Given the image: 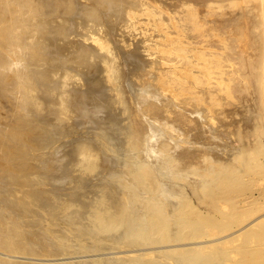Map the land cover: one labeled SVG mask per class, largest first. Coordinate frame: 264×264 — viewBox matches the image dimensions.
<instances>
[{
  "label": "bare ground",
  "instance_id": "1",
  "mask_svg": "<svg viewBox=\"0 0 264 264\" xmlns=\"http://www.w3.org/2000/svg\"><path fill=\"white\" fill-rule=\"evenodd\" d=\"M252 2L259 4L257 7L259 18L256 21L245 19V8ZM263 5L264 0H178V3L174 4L167 3V0H0V176L3 174L6 179L5 174L19 173V163L23 160L20 156L24 155L25 151L26 155L29 152L45 155L43 152H50L48 149L51 146L54 150L46 153L44 157L41 156L40 161L39 159L26 161V168L36 172L40 170L43 173L58 174V176L64 174L59 178L65 183L67 179L69 181L74 179L73 173L68 175L72 176V179L67 177V173L72 171L78 173L79 170L85 171V169H90L88 170L90 173L95 172V170L91 171V168L98 169L95 172L96 176L99 172L102 174L100 176L108 173L116 175L115 179L104 184L107 186V190L103 191L104 198H100L102 195L94 196V192L91 193L93 197L89 198L90 192L94 191L90 186L89 193L82 190L88 189L85 186L92 183L95 176H91V182L79 180L76 182L77 187L73 188L75 191L69 189L71 192L66 194H62L60 191L63 189L60 190V187L56 189V186L51 196L56 202L53 203L55 204L53 209L39 210V218L44 225L46 222V225L49 223L51 229L48 232L47 228H44L48 234L41 229L37 234L43 245L38 248L39 243L37 249L31 250L33 252L36 250L38 256L34 255V258H31L27 253L25 255L30 258L23 257L22 253H26L23 244L21 247L24 252L21 251L22 253L19 254L22 257H17V253L16 259H27L28 264L34 262H38L37 264H209L212 255L224 256L228 249H218V246L232 238H241L243 245L239 246L241 249L247 248L242 250L246 254H251L250 238L262 236H257L259 233L257 230L264 231V212L225 235H218L216 231L212 233L209 229L216 221L207 220L212 221L211 224L199 221L201 218L193 221L186 219L184 214L203 215L204 213L191 207L189 201L180 194L181 190L170 181L162 182L161 179L160 182V178L157 180L156 170H158L157 166L165 167L168 158H165L168 153L161 151L158 141H166L165 139L173 133V137L180 135V140L175 144L171 141V149L169 145L165 146H168L166 148H169L174 155L170 158L175 157L178 161L176 167L187 165L186 169L201 156H197L199 150H195L196 147L191 148L192 143L189 144L186 140L189 138L188 135L193 139V145L196 139H202L204 135L206 136L204 138H213V140L214 138L219 140L221 136L223 138V132L210 128L208 124L215 120L216 112L219 111L216 110L217 106H228L237 101L235 93L240 87L235 80L240 78L246 81L245 78L249 77L246 72H240L248 65L245 57L238 56L240 58L238 60L233 57L237 53V49L236 52L233 50L235 45L233 41L239 38L236 36L238 33H235L240 28L242 35L245 36L247 35L245 32L253 29L254 40L259 38V45L263 49L261 61L263 64ZM229 8L237 9L234 18L233 15L231 18H222L223 21L215 20V17L225 15L227 11L229 13V10H232ZM168 11L173 14L172 18L175 20L169 18ZM168 28L176 30L175 36L171 33L174 37L167 32ZM243 41L246 42L247 38ZM240 45L241 43L240 51L247 52L246 49H241ZM172 55L178 60L182 59L183 62L181 65L171 63L168 70L165 67L170 62L168 57H173ZM175 57L173 58L176 59ZM233 61L239 64L240 68L236 70ZM259 73L257 74L260 75ZM206 98L215 106L210 102L206 103L208 101ZM240 102L236 104L239 105ZM236 104L230 107L235 108ZM184 106H189L190 109L188 107L185 109ZM250 108L249 116L246 112L247 117L241 118L246 124H250L247 122L254 115L253 112H256ZM230 111L231 113L227 111L224 114H232V110ZM233 111L235 113L238 109ZM237 113L239 115V111ZM219 121L221 123V120ZM226 125L222 123L220 127L224 128ZM194 128L196 130L192 135L187 133ZM258 132L256 130V133ZM216 142L214 140L213 143ZM228 144L230 142L225 141L224 148L232 151L230 153L232 157L235 147L229 149ZM21 145L26 147L22 150L23 153ZM216 145L219 147V142ZM216 148L210 146L209 151L211 153L217 151ZM141 156L144 158H140ZM151 157L156 160L155 163L148 160L149 167H152L155 179L160 183L157 182L155 188L151 187L149 191H144L146 177L141 178L143 182H138L135 174L147 167V162L142 159L147 160ZM11 158L19 160L13 161ZM131 159L134 160L130 161ZM244 165L246 164H242ZM167 166L169 167V164ZM237 166L240 168V165ZM159 173L161 174V171ZM150 177L153 180L152 174ZM105 178L98 181L106 182ZM110 178L106 179L110 180ZM205 180L202 182L209 187L208 194L209 192L216 194L215 186V189L211 186L214 184L209 185V181ZM2 182L0 187L3 188L4 181ZM96 185H99L98 190L102 187L97 183L93 189L97 188ZM0 190L5 193L8 189L4 191L0 188ZM61 195L64 199L66 196L65 201L59 199ZM132 198L143 200L144 205L140 204L138 208H132ZM147 198L152 200L146 201ZM233 199L228 200L227 196L216 200L230 205V208L232 206L231 210H237L239 200L233 201ZM241 199L244 202L245 197ZM4 200L9 201L0 191V221L2 217L6 220V215L2 213H6V209L9 212L8 208L3 210V207H6L3 204ZM38 200L36 202H39ZM72 206H78V209L70 210V208L74 209ZM141 210L145 217L141 215ZM150 210H152L151 214L148 212ZM197 214L196 216H199ZM27 218L26 216L25 220ZM205 223L207 226H204ZM25 224L28 223L25 221ZM208 224L211 225L208 227ZM11 225L12 229H15L14 225ZM113 226L115 228L111 231ZM205 227H208V230ZM256 232L258 233L255 235ZM19 234L21 236V231ZM195 234L201 235L196 237ZM257 240L258 238L255 241ZM31 245L35 244L31 243L28 246ZM115 245H119L118 250L117 248L112 250ZM10 251L11 254L14 253L13 250ZM10 251L7 249V252ZM2 253L3 250L0 254L5 253ZM11 254L10 256H13ZM6 257H9V254ZM16 261L11 262L20 264L14 263ZM0 264H3L1 260Z\"/></svg>",
  "mask_w": 264,
  "mask_h": 264
},
{
  "label": "rangeland",
  "instance_id": "2",
  "mask_svg": "<svg viewBox=\"0 0 264 264\" xmlns=\"http://www.w3.org/2000/svg\"><path fill=\"white\" fill-rule=\"evenodd\" d=\"M167 3H169V4H174V3H178V0H173V1H171V0H167ZM259 4H255V2H252L251 4H249V6H247V8L248 7H252L253 9H254V11H253V9L252 8H248V10H246L247 8H245V11H246V16H245V19H254L253 21H256V19H258L259 17H258V13H257V7H259L258 6ZM263 7H264V5H263ZM229 9H232V10H229V13H228V11L227 12H225V15L224 14H222L220 17H215V20H217V21H223V19L222 18H231L233 15V17L232 18H234L235 17V13L237 12V9L236 8H229ZM252 9V10H251ZM256 9V10H255ZM226 10H228V9H226ZM226 10H224V11H226ZM234 10V11H233ZM232 11V12H231ZM236 11V12H235ZM168 15H169V18H172L173 17V14L171 13V12H169L168 11ZM222 13H224V12H222ZM203 14H205V10H203ZM227 14H228V16H227ZM231 16H230V15ZM171 15V16H170ZM248 15V16H247ZM220 18V19H219ZM173 20H175V18H172ZM248 19V20H249ZM234 28H236V27H234ZM240 29V28H239ZM238 29V30H239ZM221 30V29H220ZM237 30V32L235 33V34H237L236 36H237V38H238V40L236 39V41H233V43L235 44L234 45V47H233V50H234V52H236L237 51V55L235 54L233 57L234 58H236L237 60L238 59H240L238 56H241V58H243V57H245L244 59H246V63L248 64L247 66H246V68L243 70L242 69V71H240L241 73L242 72H246V74L249 76H247V75H245L246 77H248L247 79L245 78V80L246 81H248V82H246V81H242L240 78H238V80L236 79L235 80V82L237 81V86L238 87H240V88H237L236 90V93H235V95H236V97L235 98H237L236 100L237 101H235L232 105H233V107H234V104H236L237 102H240L241 101V97H243V95H245L244 97H243V99H242V101L239 103V105L238 104H236L235 106L237 107H235V108H233V107H230V106H232V105H228V106H226V105H222V106H220V107H222V108H220L219 106H217L216 107V110L218 111H220V112H222V113H220L219 111L218 112H216V114H217V116H216V114H215V116L217 117V118H219V119H216V117H215V120L213 121V123H214V125H213V123L212 122H209V126H211L210 128H214V129H217L218 130V132L220 131V133H224L223 134V138H222V136H221V138L220 139H222L221 141H219L218 139L216 140L215 138H214V140H215V142H216V144H218V142H219V147H218V145H216L215 143H213L214 142V140H213V138H211L212 139V141H211V139H209V138H204V137H206L205 135H204V137L201 139H199V140H197L196 139V141H195V143H194V145H193V139L191 138V136L190 135H188L189 136V138H187L186 140L188 141V143L190 144V142L192 143V145H191V148H195V150H199V151H197V156H199V155H201V156H199V157H197V161H195V163H194V165L195 166H193V163H190V165L193 167H191V166H189L187 169H186V167H187V165L185 166V167H181V166H179L178 168L176 167L177 166V163H178V161L177 160H175V157L174 158H170V157H173L174 155H172V153H171V151H170V149H171V147H170V145L172 146V144H171V141H172V143L173 144H175L178 140H180V135H174V137H173V134H171L170 135V137H167L165 140L167 141V139H168V142H166V141H161L160 140V142L158 141V145L160 146V149H162L161 151H163V152H165V154H167L168 153V155L165 157V158H170V159H166V161H167V163H166V166L165 167H168L167 166V164H169V167L167 168V169H165V167L163 166V164H162V166L163 167H161V166H157V168H158V170H156V173L157 174H159V176L160 175H162V176H157V174H156V177H158L157 178V180H159V178H160V182H161V179H163L162 180V182L165 180V181H170V183H172L173 185H175V187L177 188H179L180 190H181V195H183L184 197H185V199H187L188 201H189V204H190V206L191 207H193V208H195L196 210H198L199 212H203L204 214L203 215H199V214H197V213H195V215L192 213V215H190V213H187V214H184L185 215V218L186 219H188V220H198L197 218H201V219H199V221L200 220H202L203 222H206V223H211L212 221H207V220H213V221H216V222H214V224L210 227V229H209V231H212V233H215V231H216V234H218V235H225V233H229L230 231H232V230H235V229H237V228H239L240 226H242L245 222L247 223L248 221H250L253 217H255V216H258V215H260V214H262L263 212H264V116H262V115H264V86H263V84H264V62H263V64H262V56H263V53H262V51H263V49H262V46L261 45H259L260 43V41H258L259 40V38H256L255 40H254V37H253V35H255L254 33L255 32H253V29H252V31L251 30H249V32L247 31V32H245V33H247V35L245 34V36H243L242 35V31L241 30H239L238 31ZM173 29L171 30L170 28H168L167 29V32L170 34V36H172V37H174L175 35V33L174 32H176V30H174L173 32ZM241 34H240V33ZM253 32V33H252ZM174 35H172V34ZM240 34V35H239ZM249 34H250V36H249ZM242 35V36H241ZM241 36V37H240ZM249 36V37H248ZM243 38H245V39H243ZM246 38H247V41L245 42V41H243L242 42V40H246ZM250 38H252V39H250ZM233 39H234V37H233ZM240 39V40H239ZM242 39V40H241ZM246 44H245V43ZM250 42V43H249ZM185 43H187V40L185 41ZM241 43V45H240V47H241V49H243V50H245L246 49V51L247 52H243L242 50L240 51V49H239V44ZM254 43V44H253ZM203 44V43H202ZM205 44V43H204ZM238 44V45H237ZM243 45V46H242ZM245 45V46H244ZM246 45H247V47H246ZM251 45V46H250ZM259 45V46H258ZM250 46V47H249ZM245 47V48H244ZM261 47V48H260ZM259 48V49H258ZM237 49V50H236ZM239 49V50H238ZM236 50V51H235ZM250 50V51H249ZM255 50V51H254ZM261 50V51H260ZM253 51V52H252ZM259 51H260V53H259ZM247 53H249V55L247 54ZM252 53V54H251ZM262 53V54H261ZM239 54V55H238ZM251 54V55H250ZM255 55V56H254ZM261 55V56H260ZM173 56V55H172ZM237 56V57H236ZM243 56V57H242ZM170 57V58H169ZM168 57V60H170V62H168L169 64H166V65H168L167 67H165L166 69H168L169 70V68L168 67H171L170 65H171V63H176V65L177 64H179V65H181V62H183V60L181 59H177L175 56H173V57H175L176 59H174L173 57H171V56H169ZM249 57H251V59L249 58ZM253 57V58H252ZM235 59V61L237 62V60ZM250 59V60H249ZM174 62H173V61ZM247 60H248V62H247ZM235 61H233L232 62V64L233 65H235V68H236V70L238 69V67H239V64H237V63H235ZM258 61H260V62H258ZM180 62V63H179ZM250 62V63H249ZM258 62V63H257ZM235 63V64H234ZM165 65V66H166ZM253 65H255V66H257V67H253ZM260 65H261V68H260ZM163 67V66H162ZM249 67V68H248ZM260 69H259V68ZM263 67V68H262ZM164 68V67H163ZM240 68V67H239ZM252 68V69H251ZM251 71H250V70ZM241 70V69H240ZM245 70H248V72H249V74H251V75H253V76H251V75H249L248 74V72L247 71H245ZM261 70V71H260ZM251 72V73H250ZM260 72V73H259ZM243 73V74H244ZM257 73H259L260 75H258ZM255 76H257V77H255ZM260 78V79H259ZM258 79H259V81H258ZM242 81V82H241ZM251 81V82H250ZM245 82V83H244ZM239 83V84H238ZM257 83V84H256ZM258 83H259V85H258ZM241 84H243V85H241ZM250 84V85H249ZM246 85H248V86H246ZM255 85H257L256 87H258V88H256L255 87ZM259 86H260V88H259ZM242 88V89H241ZM251 88V89H250ZM254 88H256V89H258L257 91H256V89L254 90ZM238 89H240L239 91H238ZM244 89V90H243ZM241 90H242V92H241ZM260 90V91H259ZM256 91V93H255V95H254V92ZM239 92V93H238ZM244 92H246V93H244ZM252 92V93H251ZM258 92H260V93H262L261 95L258 93ZM256 94L258 95V96H256ZM240 97H239V96ZM242 95V96H241ZM259 95H260V98H259ZM238 96V97H237ZM252 96V97H251ZM251 97V98H250ZM255 97V98H254ZM240 99V101H239V99ZM248 98H249V100H248ZM257 98V99H256ZM207 99V98H206ZM254 99V100H253ZM208 100V99H207ZM206 100V101H207ZM248 100V101H247ZM252 100V101H251ZM245 101H247V103L249 104H247ZM259 101V102H258ZM210 102V100H208L206 103H209ZM243 102H245L244 104H243ZM253 104H252V103ZM212 102H210V104H211ZM214 103H212V105H213ZM262 104V105H261ZM217 105V104H216ZM245 105V106H244ZM248 105V106H247ZM262 106V108H261V106ZM213 106H215V105H213ZM239 106H242V107H244V108H242V109H240V107ZM188 107V109H190V107L189 106H184V108L186 109ZM224 107V108H223ZM239 107V108H238ZM251 107V108H250ZM253 107V108H252ZM226 108V109H225ZM246 108H248V109H246ZM249 108L252 110H256V112H253V116L252 117H250V119H249V121L247 122V123H250V124H246V122H244V120H242L241 118H244L246 115H247V113H248V115L247 116H249ZM255 108V109H254ZM258 108V109H257ZM238 109V111H239V115H238V111H235V113H234V111L233 110H237ZM246 109V110H245ZM230 110H232V114H228V113H226V114H224V112H230L231 113V111ZM242 112H241V111ZM186 112V110H183V112ZM245 111V112H244ZM260 111V112H259ZM190 112V111H189ZM247 112V113H246ZM180 113H181V111H180ZM259 113H261L260 115H259ZM233 114H236L235 116H237V117H235V116H233ZM240 114H242V115H240ZM226 115V116H225ZM228 115H229V117L230 118H232V119H230L229 117H228ZM257 115V116H256ZM225 116V117H224ZM246 116V117H247ZM221 118V119H220ZM229 118V119H228ZM235 118V119H234ZM261 118V119H260ZM222 119H223V121H222ZM242 121H241V120ZM263 119V120H262ZM219 120H221V123H220V121ZM225 120V121H224ZM230 121V122H227L226 123V121ZM252 120L254 121V122H252ZM261 120V121H260ZM219 121V122H218ZM242 122V123H241ZM244 122V123H243ZM259 122V123H258ZM224 124V125H226L224 128L222 127H220L221 126V124ZM230 123V124H229ZM256 123V124H255ZM258 123V124H257ZM241 124V125H240ZM260 124V125H259ZM263 124V125H262ZM190 125H191V123H190ZM229 125V126H228ZM244 125V126H243ZM249 125V126H248ZM251 125V126H250ZM219 126V127H218ZM256 126V127H255ZM194 127V126H193ZM193 127H191V128H193ZM204 127H207V126H204ZM249 127H251V128H249ZM253 127H254V129H253ZM261 127V128H260ZM227 128V129H226ZM248 128H249V130H248ZM260 128V129H259ZM220 129V130H219ZM232 129V130H231ZM235 129H237V130H235ZM241 129V130H240ZM258 129H259V132H258ZM194 130H196V128H194V129H192V130H189V131H187V133L188 134H191L192 135V133H193V131ZM223 130V131H222ZM239 130V131H238ZM243 130V131H242ZM250 130H252V131H250ZM256 130H257V132L258 133H256ZM242 131V132H241ZM246 131H247V133L248 134H246ZM226 132V133H225ZM250 132H252V133H250ZM255 132V133H254ZM260 132H261V134H260ZM242 133V134H241ZM206 134V133H205ZM257 134H258V137H257ZM261 136H260V135ZM263 134V135H262ZM254 135H256V136H254ZM172 136V137H171ZM248 136V137H247ZM260 136V137H259ZM213 137H214V135H213ZM256 137V138H255ZM248 138V139H247ZM207 139V140H206ZM176 140V141H175ZM205 140V141H204ZM210 140V142H211V144H210V142H207V141H209ZM226 142H230V144H228V147H229V149H232V148H234L235 147V151H233L234 152V154L232 153V157H230V153L232 152H230V151H228V148L227 149H225L224 148V144H225V141ZM249 140H251V141H249ZM170 141V142H169ZM203 142V143H202ZM221 142V143H220ZM162 143V144H161ZM198 143V144H197ZM263 143V144H262ZM163 144H164V148H166V147H168V146H165L166 144L167 145H169V147H170V149L169 148H166V149H164L163 148ZM262 144V145H261ZM56 145H58V144H56ZM55 145V146H56ZM202 145V146H201ZM230 145V146H229ZM205 146V147H204ZM210 146H212V147H217L216 149H217V151H214V152H212L211 153V151H209V147ZM25 146L23 145H21V151L22 150H25V148H24ZM58 147H59V145H58ZM162 147V148H161ZM24 148V149H23ZM53 148V149H52ZM224 148V149H223ZM52 149V150H51ZM168 149V150H167ZM253 149V150H252ZM41 150V149H40ZM54 150V147L53 146H51V148L50 149H48V151H53ZM205 150V151H204ZM170 151V152H169ZM223 151V152H222ZM50 152H47V151H45V152H43V153H45V155L44 154H41V153H39V154H36L37 152H29L27 155L25 154L26 153V151L23 153V151H22V153L24 154V155H22V156H20V158L21 157H23V158H21V159H23L19 164V168H20V172L19 173H17V174H5V176H6V179H5V177H4V175L2 174L1 176H0V178L2 179V181H4V184H3V188L2 187H0L1 189H3L4 191H5V189L7 190V191H5V193H9V194H5L4 192H2V190H0L1 191V193H2V196L4 195V197H6V199H9V201L7 202V200L5 201H3V204L4 205H6V207L4 206L3 208V210H5V208H8L9 209V212H7V209H6V213H2V215H6V220L4 219H2V218H4V217H2L1 218V221H0V236H1V240H0V251L2 252V250H3V255H1L0 256V260H1V263L3 262V264H12L13 262H11V261H16V260H18V259H16V256L17 257H22V255H19V254H21L22 252L21 251H23V248L25 249V252L26 253H22V254H24L23 255V257H25V258H28L29 256L31 257V258H34V255H35V257H37L38 256V254H36L37 252H36V250H34V252L31 250L32 248H36L37 249V245H38V248L39 247H41L43 244V242L41 243L40 242V239H39V236L37 235V234H39V232L42 230V232L44 231V233H46V234H48L47 232H45V229H46V231H48L49 232V230L51 229V227L50 226H48L49 225V223L46 225V223H45V225L43 224V221H41V218H39L40 216H39V210L41 209V208H48V210H52L53 209V207L55 206V204H53V203H56L54 200V198L53 197H51L52 196V191L55 189V187H56V189H58L59 187H60V190L61 189H63V190H61L60 192L62 193V194H66L67 192L69 193V192H71V191H73L76 187H77V185H76V182H78L79 180H84V181H88V182H91V176H95L96 178H97V176H99L100 178H93V180H92V183H88V186H85V187H87L88 189L86 190V188H84V189H82L83 191H87L88 193L91 191V190H94V191H91L90 192V194L91 193H93L94 192V196L96 195L97 197H100V195H102L100 198H104V192L103 191H105V190H107V186H105L106 185V183L108 184L110 181H111V179H115V174L114 175H110V173H108V174H105V176H107L106 178H110V176H112V177H114V178H110V180H107L106 178H105V176L103 175V176H100V175H102V174H100V172H99V174H97V176L95 175V172H97L98 171V169L97 168H91V171H93V170H95V172H94V174H93V172H91L90 173V171H88V170H90V169H85V171L84 170H79L78 171V173H77V171H72V172H70V173H67V177H69V179L73 176L74 177V179H72V180H70L72 183H69L70 181L67 179V182L65 183L64 181H61L60 180V178H59V176H58V174H50V173H46V172H44L43 173V171H31V169L29 170L28 168H26V166H27V164H26V161H30V160H33V159H35V160H37V159H39V161L42 159L41 158V156L42 157H44V156H46V153L48 154V153H50ZM210 152V153H209ZM253 152V153H252ZM256 152V153H255ZM34 153H35V155L37 156V158H36V156H34ZM171 153V154H170ZM198 153H200V154H198ZM214 153V154H213ZM238 153V154H237ZM255 153V154H254ZM21 154V153H20ZM32 154H33V156H32ZM138 154H140V153H138ZM142 155V154H141ZM227 155H229V156H227ZM26 156V157H25ZM27 156H29V157H27ZM140 156V155H139ZM236 156V157H235ZM243 156V157H242ZM242 157V158H241ZM27 160H26V159ZM29 158V159H28ZM140 158H144V156H141ZM140 158L138 157V160H140ZM228 158V159H227ZM11 159H13V158H11ZM177 159V158H176ZM204 159V160H203ZM241 159H244V161L243 160H241ZM16 160H19L18 158H16V159H13V161H16ZM132 160H134V159H131L130 161H132ZM148 160H150L149 162H152V161H154V162H152V163H155V160L156 159H154L153 157H151L150 159H145V160H143L142 159V161H146L147 162V167H146V169H147V171H146V169H141V170H143V171H139V173L137 174H135V177H136V179L138 180V182L140 181V182H143V180L141 179V178H145L146 180L144 181V191H149V189L152 187V188H155V186L157 185V182H159V181H156V179H155V176H154V172H152L153 170H152V167L150 166L149 167V164L150 163H148ZM229 160V161H228ZM238 160V161H237ZM258 160V161H257ZM11 161V160H10ZM13 161H11V162H13ZM169 161V162H168ZM176 161H177V163H176ZM206 161V162H205ZM244 162L246 165H244V166H242V164H244V163H240L239 164V162ZM236 164H235V163ZM24 163V164H23ZM171 163V164H170ZM165 165V164H164ZM189 165V164H188ZM237 165H240V168H238V166ZM259 165V166H258ZM23 167V168H22ZM220 167V168H219ZM244 167V168H243ZM164 168V169H163ZM175 168V169H174ZM180 168V169H179ZM191 168V169H190ZM243 168V169H242ZM150 169V170H149ZM182 169H184V170H182ZM240 169V170H239ZM186 170H189V171H186ZM192 170H193V172H192ZM144 171H145V173H146V175H145V173H144ZM161 171V174L159 173ZM164 171H166V172H164ZM169 171V172H168ZM191 171V172H190ZM75 172V173H74ZM137 172V171H136ZM143 172V173H142ZM41 173V174H40ZM72 173L74 174V175H72ZM85 173V174H84ZM153 175V180H152V178L150 177V175L151 174ZM39 174H40V176H39ZM42 174H44V175H42ZM72 175V176H68V175ZM10 175V176H9ZM17 175V176H16ZM47 176V178H46V176ZM56 175V176H55ZM64 174H62V176H63ZM75 175H76V177H75ZM110 175V176H109ZM147 175H148V177H147ZM9 176V177H8ZM27 176V177H26ZM43 176V177H42ZM52 178H51V177ZM55 176V177H54ZM62 176H60V177H62ZM80 176H82V177H80ZM145 176V177H144ZM209 176V177H208ZM4 177V178H3ZM26 177V178H25ZM39 178V179H37V178ZM58 177V178H57ZM170 177V178H169ZM25 178V179H24ZM44 178V179H43ZM54 178H56L55 180H54ZM82 178V179H81ZM103 178H105L104 180H106V182H101L102 180H103ZM149 178H150V180H149ZM237 178V179H236ZM15 179V180H14ZM86 179H88V180H86ZM98 179H100L101 181L99 182L98 181ZM205 179H207V180H205ZM27 180V181H26ZM74 180V181H73ZM209 181V185H211V184H214V185H211L213 188H214V186H215V188H216V194H213V193H211V192H209V194H208V192H207V188H209L208 186H207V184H205V183H203L202 181ZM0 182L1 184V186H2V183L3 182ZM15 181V182H14ZM39 181V182H38ZM54 181H56L55 182V184L53 183ZM59 181H61V182H59ZM66 181V180H65ZM108 181V182H107ZM167 181V182H168ZM46 182V183H45ZM59 182V183H58ZM97 184V183H100V185H102V189L101 188H99V190H98V186L96 185V187L97 188H95V189H93V187L95 186V184ZM159 182V183H160ZM201 182H202V184H201ZM43 183V184H42ZM74 183V184H73ZM103 183V184H102ZM151 183H153V184H151ZM154 183H155V185H154ZM28 184H31V185H28ZM39 184V185H38ZM49 184V185H48ZM60 184V185H59ZM86 184V183H85ZM105 184V185H104ZM171 184V185H172ZM177 184V185H176ZM200 184V185H199ZM204 184H205V186H204ZM8 185V186H7ZM35 185H36V188H35ZM46 185V186H45ZM59 185V186H58ZM199 185V186H198ZM203 185V186H202ZM6 186V187H5ZM10 186V187H9ZM12 186H13V188H12ZM32 186H33V188H32ZM40 186V187H39ZM69 186V187H68ZM76 186V187H75ZM92 188L91 190H90V187ZM17 187V188H16ZM48 187V188H47ZM62 187V188H61ZM201 187V188H200ZM20 188H22V189H20ZM24 188V189H23ZM49 188H51V189H49ZM74 188V189H73ZM151 188V189H152ZM214 188V189H215ZM12 189V190H11ZM30 189V190H29ZM66 189V190H65ZM71 189H73V190H70ZM101 189V190H100ZM104 189V190H103ZM142 189V188H141ZM212 189V188H211ZM34 190V191H33ZM68 190V191H67ZM81 190V189H80ZM88 190H90V191H88ZM99 191V193H98V191ZM11 191V192H10ZM66 191V192H65ZM75 191V190H74ZM95 191H97V192H95ZM17 193V194H16ZM40 193V194H39ZM48 193V194H47ZM97 193V194H96ZM101 193V194H100ZM103 193V194H102ZM237 193V194H236ZM13 194H14V196H13ZM21 194V195H20ZM28 194V195H27ZM33 194H34V197H33ZM144 194V193H143ZM205 194V195H204ZM220 194V195H219ZM235 194V196H232V195H234ZM8 195H9V197H8ZM20 195V196H19ZM30 195L32 196V197H30ZM42 195V196H41ZM199 195V196H198ZM206 195H207V197H206ZM13 196V197H12ZM39 196V197H38ZM46 196V197H45ZM227 196H228V200H229V198H232L233 199V197H235L234 199H233V201L235 200V201H237V200H239V204H237V207L239 208V209H237V210H231V208H232V206H231V208H230V205L228 206V204L226 205V203H224V202H219L218 200H216L217 198L218 199H222L223 197L225 198H227ZM230 196V197H229ZM241 198H244L245 197V199H247V198H249V199H247L246 201H245V199H244V202L243 201H241V200H243V199H241ZM242 196H244V197H242ZM29 199H28V198ZM35 197H37V199H35ZM64 196H62L61 195V198L59 197V199H62V201H63V198ZM91 197H93V195L91 194V196L89 197V198H91ZM182 197V196H181ZM211 197V198H210ZM238 197V198H237ZM247 197V198H246ZM15 198V199H14ZM28 200H27V199ZM33 198V199H32ZM41 198V199H40ZM52 198H53V200H52ZM237 198V199H236ZM253 198V199H252ZM5 199V198H4ZM18 199V200H17ZM21 199V200H20ZM39 199V200H38ZM65 199H66V196H65ZM65 199H64V201H65ZM12 200V201H11ZM14 200V201H13ZM39 201L40 202V204H39V202H36V201ZM48 200V201H47ZM50 200V201H49ZM148 200H152V199H148L147 198V200L146 201H148ZM16 201V202H15ZM25 201V202H24ZM33 201V202H32ZM143 200H139V199H137V198H132V208L133 207H137L138 208V206H140V204H143L144 205V203L142 202ZM216 201H218V202H216ZM233 201H231V202H233ZM251 201V202H250ZM12 202V203H11ZM19 202H21V203H19ZM52 202V203H51ZM102 202V201H101ZM101 202H100V205H101ZM216 202V203H215ZM241 202V203H240ZM36 203V204H35ZM42 203V204H41ZM93 204H94V202H92ZM220 203V204H219ZM31 204V205H30ZM34 204V205H33ZM53 204V205H52ZM218 204V205H217ZM9 205H12L11 207L9 206ZM34 207H33V206ZM95 205V204H94ZM103 205V204H102ZM225 205V206H224ZM32 207V209H30L31 207ZM47 206V207H46ZM90 206V205H89ZM146 206V205H145ZM216 206V207H215ZM25 207V208H24ZM40 207V208H39ZM72 207H74V209H72V208H70V210H75L76 208L78 209V206L77 207H75V206H72ZM100 208H102V206H99ZM236 207V208H237ZM242 207H243V209H242ZM246 207V208H245ZM254 207V208H253ZM28 208V209H27ZM50 208V209H49ZM52 208V209H51ZM90 208H92V207H90ZM118 208V207H117ZM145 209H146V207H144ZM223 208V209H222ZM241 208V209H240ZM258 210H257V209ZM20 209V210H19ZM25 209V210H24ZM34 209H36V210H34ZM140 209V208H139ZM11 210V211H10ZM14 210H16V211H14ZM242 210V211H241ZM244 210V211H243ZM21 213H20V212ZM37 211V212H36ZM12 214H11V213ZM29 212V213H28ZM143 212H145V210L143 209ZM149 212V214H151L152 213V210H150V211H148ZM248 212V213H247ZM14 213H15V215H14ZM206 213V214H205ZM35 214V215H34ZM143 214V215H142ZM196 214L197 215H199V216H201V217H199V216H196ZM13 215H14V217H13ZM18 215V216H17ZM22 215V217H20ZM30 215V216H29ZM141 215L143 216V217H145V214L144 213H142V210H141ZM16 216V217H15ZM26 216L28 217L27 218V220H25L26 219ZM141 216V217H142ZM11 217H13V218H11ZM30 217H31V220H30ZM36 218V219H35ZM40 219V220H38V219ZM206 219V220H204V219ZM15 219V220H14ZM19 219H21L20 221H19ZM34 219V220H33ZM26 221V223H28L26 226L24 225V223H25V221ZM242 220V221H241ZM246 220V221H245ZM4 221V222H3ZM29 221H30V223H29ZM36 221V222H35ZM39 221V222H38ZM41 221V222H40ZM201 221V222H202ZM8 222V223H7ZM19 222H22V223H19ZM38 222V224H36ZM7 223V224H6ZM32 223V224H31ZM42 223V225H39V224H41ZM206 223L204 224V226H207L206 225ZM9 224V225H8ZM11 224H13L14 225V228L15 229H12L13 228V226L11 225ZM29 224H30V226H29ZM36 224V225H35ZM212 224V223H211ZM211 224H208V227H209V225H211ZM44 225V226H43ZM17 228H16V227ZM20 226V227H19ZM23 226V227H22ZM263 226H264V224H263ZM4 227V228H3ZM28 227V228H27ZM31 227H33V228H31ZM35 227V228H34ZM208 227L206 228V230H208ZM7 228V229H6ZM39 228V229H38ZM45 228V229H44ZM49 228V229H48ZM114 226L112 227V230L111 231H113L114 230ZM204 228V227H203ZM16 229H18V230H16ZM38 229V230H37ZM41 229V230H40ZM44 229V230H43ZM3 230V231H2ZM13 230H15L14 232H13ZM260 230H261V228H260ZM11 231V232H10ZM21 231V236L22 237H24V238H22L21 236H19L20 234H19V232ZM214 231V232H213ZM258 232H256L255 233V235L257 234V236H259V235H262V236H259V237H251L250 239L252 240V242H251V246L248 248L249 249V252L251 253V254H246L245 252H244V250H246L247 248H242V249H244V250H242L241 249V247H242V239L241 238H232V239H230V240H228V241H226L224 244H221V245H219L218 246V249H223V248H226L225 250H227L228 249V251L226 252V253H224V256L222 255V254H219L218 252V254L219 255H212V261H210V263L211 264H264V231H259V230H257ZM3 232V233H2ZM29 232H31L32 233V235H31V233L30 234H27V233ZM34 232V233H33ZM109 232V231H108ZM2 233V234H1ZM13 233H14V235H13ZM15 233H17V235L15 234ZM26 233V235H24ZM6 234V235H5ZM9 234V235H8ZM13 236H12V235ZM33 234H35V235H37L38 236V239H37V236H35V235H33ZM43 234V233H42ZM201 234H195V236L196 237H198V236H200ZM253 235V234H252ZM8 236V237H7ZM17 236H19V239H17L18 237ZM27 236H29L28 238H27ZM32 236V237H31ZM33 236H35V237H33ZM262 238L261 240L259 239V238ZM3 238V239H2ZM15 238V239H14ZM253 238V239H252ZM256 238H258V240L257 241H255L256 240ZM11 240V242H10V240ZM27 239H29V240H27ZM239 239V240H238ZM13 240V241H12ZM14 240H16V241H14ZM21 240V241H20ZM22 240H23V242H22ZM241 240V241H240ZM20 241V243L18 244V242ZM27 242V243H24V242ZM36 241H39V242H36ZM42 241V240H41ZM260 241V242H259ZM262 241V242H261ZM2 242V243H1ZM6 242V243H5ZM10 242V243H9ZM14 242V243H13ZM30 242V243H29ZM231 242V243H230ZM8 243V244H7ZM16 243V244H15ZM35 244L34 246L33 245H31V247L30 246H28L29 244ZM261 243V244H260ZM11 244V245H10ZM23 244H25L24 246L25 247H27V248H25V247H23L22 245ZM242 244V245H241ZM255 244V245H254ZM241 247H240V246ZM7 246V247H6ZM10 246V247H9ZM11 246H12V248H11ZM15 246V247H14ZM20 246V247H19ZM23 248H22V247ZM118 246L119 245H115V247H114V249H112V250H116V248H117V250H118ZM238 246H239V248H238ZM146 247V246H145ZM252 247V248H251ZM6 248V249H5ZM11 248V249H10ZM14 248V249H13ZM17 248H18V250H17ZM21 248H22V250H21ZM30 248V249H29ZM121 249H122V247H120ZM235 248V249H234ZM7 249H8V251H10V250H13V252L14 253H12L13 254V256L15 255V254H17V255H15V258L13 257V256H10V254H11V251H10V253L9 252H7ZM20 249V250H19ZM27 249V250H26ZM255 249V250H254ZM17 250V251H16ZM123 250V249H122ZM214 251L216 250V251H219V250H217V249H213ZM242 250V251H241ZM251 250V251H250ZM262 250V251H261ZM19 251H20V253H19ZM31 251V252H30ZM24 252V251H23ZM36 252V253H35ZM100 252V251H99ZM98 252V253H99ZM103 252H105V251H103ZM103 252H101V253H103ZM258 252V253H257ZM261 252V253H260ZM28 253V254H27ZM96 253V252H95ZM94 253V254H95ZM221 253V252H220ZM258 255H257V254ZM9 254V257H6L7 255ZM11 254V255H12ZM25 254H27V255H29L28 257H27V255H25ZM226 254V255H225ZM6 255V256H5ZM220 255H221V257H220ZM257 255V256H256ZM5 256V257H4ZM223 256V257H222ZM1 257H3V258H7V259H3V258H1ZM11 257H13V258H11ZM29 257V258H30ZM21 259H22V261H21ZM21 259H19L18 261H16V262H14V263H20V264H24V263H26V261L28 262V260L27 259H23V258H21ZM25 260V261H24ZM8 261V262H7ZM11 263H10V262ZM23 261H24V263H23ZM216 261V262H215ZM38 263V262H37ZM37 263H35L34 262V264H37ZM209 263V264H210ZM26 264H28V263H26Z\"/></svg>",
  "mask_w": 264,
  "mask_h": 264
}]
</instances>
